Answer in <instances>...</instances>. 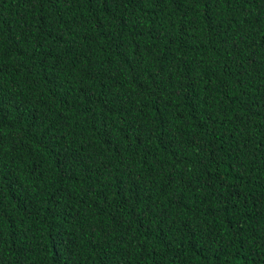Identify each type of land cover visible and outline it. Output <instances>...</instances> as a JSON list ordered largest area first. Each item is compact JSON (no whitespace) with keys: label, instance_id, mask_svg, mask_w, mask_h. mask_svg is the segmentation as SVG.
Instances as JSON below:
<instances>
[{"label":"trees","instance_id":"16d2710c","mask_svg":"<svg viewBox=\"0 0 264 264\" xmlns=\"http://www.w3.org/2000/svg\"><path fill=\"white\" fill-rule=\"evenodd\" d=\"M0 264H264V0H0Z\"/></svg>","mask_w":264,"mask_h":264}]
</instances>
